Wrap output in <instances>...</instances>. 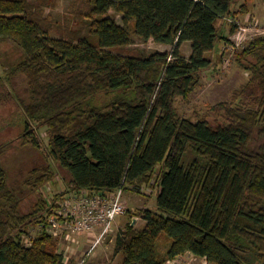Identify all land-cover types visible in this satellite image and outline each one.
I'll list each match as a JSON object with an SVG mask.
<instances>
[{
    "label": "trees",
    "instance_id": "16d2710c",
    "mask_svg": "<svg viewBox=\"0 0 264 264\" xmlns=\"http://www.w3.org/2000/svg\"><path fill=\"white\" fill-rule=\"evenodd\" d=\"M74 1L83 23L76 29L45 15L50 0H0V41L23 54L0 77V107L15 94L19 150H40L36 128L48 134L44 159L34 160L22 185L39 190L59 169L75 195L142 193L154 179L156 209L142 210L141 228L128 221L117 234L120 264H163L187 252L209 264H264V35L235 51L249 78L218 103L225 121L193 120L178 113L175 99L199 85L212 62L206 53L227 39L218 21L235 15L238 0ZM135 36L172 49L121 52ZM184 41L189 56L180 51ZM18 76L22 95L8 87ZM11 139L0 141V264H64L48 232L55 213L48 201L23 212L8 183L2 157ZM31 220L41 224L33 237L25 228ZM163 235L170 242L160 254Z\"/></svg>",
    "mask_w": 264,
    "mask_h": 264
},
{
    "label": "rangeland",
    "instance_id": "374dc122",
    "mask_svg": "<svg viewBox=\"0 0 264 264\" xmlns=\"http://www.w3.org/2000/svg\"><path fill=\"white\" fill-rule=\"evenodd\" d=\"M32 1L34 2L35 0ZM242 1L245 2V7L247 8L245 12L239 10V3ZM49 4L50 5L44 7V13L53 23L71 29H76L83 25L82 21L75 15L76 4L78 5L76 1L50 0ZM231 9L235 12L234 16H224L218 21V29L221 33H225L227 39L217 40L214 49L207 52L206 55L212 62L208 68L200 72L199 85H197L186 99L181 97L175 99L174 106L178 113L190 117L193 120L203 117L209 119L212 123L225 121L222 116V110L217 106L218 103L231 101L233 93L239 90L249 78L248 71L237 64L235 51L241 50L245 44L254 37L264 35V0H238L235 5L233 4ZM108 14L120 21V15L113 10H110ZM231 25L234 26L233 32H229ZM240 26L249 27V29L244 32L247 37L244 42L236 46L234 39L231 37L238 31ZM53 34L58 35V32L54 31ZM185 44V49L191 52L190 41H185ZM171 49L172 46L169 44L167 46V44L156 43L152 39L142 41L135 36L134 43L121 48L120 51L131 54L138 51L148 53L154 50L170 51ZM113 50L118 49L113 48ZM22 55V50L13 42L8 40L0 41V77L5 75V70L19 61ZM8 87L11 89L12 94L14 92L21 94L24 91V79L21 76L15 77L11 84L8 83ZM13 88L16 89V91ZM12 96L13 98H11L6 105L0 107V120L4 117V121H0V141H5L10 138H12L11 140L13 141L10 149L2 157V162L7 167L8 183L10 186L16 187L17 191L21 194V210L23 212H31L40 198H44L49 203L47 208L49 209L51 207L52 211L55 212L47 216L48 221L53 215L54 217L57 215L59 218H62L59 219L57 217L60 226L56 234L52 235L60 251L65 236L80 237V235H84L83 233H74L69 228L70 226L65 227L69 220H65L64 217L58 215V211L63 203L73 198L71 195H75V193L70 190L68 175L62 169H59L54 178L45 183L39 190L31 191L22 185L27 171L35 165L34 160L36 158L41 161L44 159V153L46 154L48 149V134L45 128H36L35 133L40 140V150L36 152L30 149L19 150V143L15 137L21 130L19 126L21 117L20 107L15 94ZM156 189L157 182L153 179L151 184L149 183L144 187L142 193H136L131 190L123 191L122 199L127 207V211L118 216L115 222L117 221L119 225H125L128 221L134 222V224L137 221L139 225H137V227H140V223L143 220L141 215L142 210L146 208L152 210L156 209ZM53 204L56 206H53ZM36 215H40V213ZM38 220L40 219L38 218ZM25 228L30 234V237H33L40 233L41 224L39 221L36 222L35 220H31ZM117 233L118 232L114 230L109 234L108 238L106 236L103 242L105 245L111 236L114 237L115 244L111 248L113 258L115 257L114 264H120L122 260V256L119 255L116 248ZM29 241V238L26 236L24 242L28 244ZM169 242L170 239L167 236L163 235L160 237L158 242L160 254H163ZM85 247L86 246H84V248ZM83 254L80 253L79 255H75L73 259L74 263H76L77 260L79 261L84 256ZM187 261V264H209L204 259L194 256H189V260L187 258Z\"/></svg>",
    "mask_w": 264,
    "mask_h": 264
},
{
    "label": "built area",
    "instance_id": "2783aa9c",
    "mask_svg": "<svg viewBox=\"0 0 264 264\" xmlns=\"http://www.w3.org/2000/svg\"><path fill=\"white\" fill-rule=\"evenodd\" d=\"M249 27L240 26L238 31L232 35L235 45L238 46L247 38L244 33ZM123 190L117 189L109 194L93 193L88 194L82 191L78 195H71L73 198L66 200L58 211V215L69 220L65 227H69L74 233L93 235V241L84 252V256L78 264H87L96 247L102 244L106 235L111 231L116 218L127 211L122 199ZM57 215L49 219L48 232L55 235L60 226ZM134 224V222H131ZM94 227L100 230L94 235ZM193 255V254H191ZM194 256V255H193ZM187 253L177 256L174 259L166 260L165 264H187Z\"/></svg>",
    "mask_w": 264,
    "mask_h": 264
},
{
    "label": "crops",
    "instance_id": "0c3cea01",
    "mask_svg": "<svg viewBox=\"0 0 264 264\" xmlns=\"http://www.w3.org/2000/svg\"><path fill=\"white\" fill-rule=\"evenodd\" d=\"M185 48H186V44L184 41L181 44L180 51L183 55L189 56L190 52L187 51V49H185ZM137 225H138V222L136 221L134 224V227L135 228H141L144 225V220H142V222L140 223V227H137ZM121 229H124V225H119V223H117V221H116V222H114L110 233L113 232L114 230L119 233L121 231ZM99 230L100 229L98 227H94V232H95L94 235L97 234L99 232ZM110 233H108L106 235L107 238L109 237ZM93 238H94L93 235H87V234H84L83 236L80 235V237L65 236V238L62 242L63 245L61 244V247H60V252L63 255V263L64 264H78V262H79L78 260L76 263H74L73 259H74L75 255H79L80 253L83 254L91 245ZM114 241H115L114 237L111 236L105 245H104V243L98 245L96 247V249L94 250L93 254L91 255L90 259L88 260L87 264H91V262H92V264L93 263L94 264H114L115 257L113 258V254L111 253V248L115 244ZM84 246H86V247L84 248ZM118 253L120 256H122L119 251H118ZM102 254H105V255H102ZM187 254L189 256H193L189 252H187ZM117 257H118V255H117ZM194 257H196V256H194ZM165 263L166 262H164L163 264H165Z\"/></svg>",
    "mask_w": 264,
    "mask_h": 264
}]
</instances>
